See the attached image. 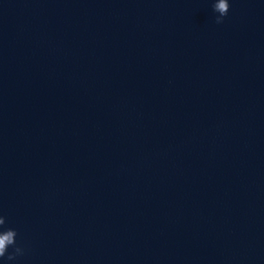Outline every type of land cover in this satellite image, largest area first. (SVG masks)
<instances>
[{
    "label": "water",
    "instance_id": "obj_1",
    "mask_svg": "<svg viewBox=\"0 0 264 264\" xmlns=\"http://www.w3.org/2000/svg\"><path fill=\"white\" fill-rule=\"evenodd\" d=\"M0 0V264H264V0Z\"/></svg>",
    "mask_w": 264,
    "mask_h": 264
},
{
    "label": "clouds",
    "instance_id": "obj_2",
    "mask_svg": "<svg viewBox=\"0 0 264 264\" xmlns=\"http://www.w3.org/2000/svg\"><path fill=\"white\" fill-rule=\"evenodd\" d=\"M214 11L218 12L220 15L216 18V23H223V17L228 15L230 4L229 0H218L213 5ZM6 223V218L0 217V228H2ZM18 233L15 229L8 228L6 230L0 231V258L6 256L8 248L14 246V252L7 255L8 261H14L18 256L24 255V249L20 246H16V237Z\"/></svg>",
    "mask_w": 264,
    "mask_h": 264
}]
</instances>
